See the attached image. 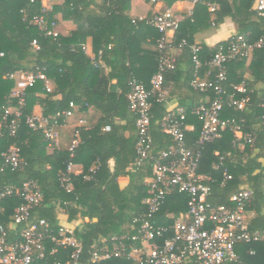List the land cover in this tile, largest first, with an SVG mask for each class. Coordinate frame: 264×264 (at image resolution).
I'll list each match as a JSON object with an SVG mask.
<instances>
[{
  "label": "trees",
  "instance_id": "16d2710c",
  "mask_svg": "<svg viewBox=\"0 0 264 264\" xmlns=\"http://www.w3.org/2000/svg\"><path fill=\"white\" fill-rule=\"evenodd\" d=\"M161 1L171 5L175 0ZM207 1H214L216 8L211 11L205 2L197 3L180 19L171 38L174 68L163 72V88L168 87L169 95L178 97L177 104L186 112L185 123L193 125L191 131H186L189 146L194 145L201 127V121L190 111L213 97L211 89H194L189 84L194 74L189 47L195 43L193 34L230 16L237 26L235 34L245 35L250 42L264 35V18L252 7L255 0ZM129 9L130 0H61L51 7L42 0H0V187L14 189L13 194L0 201V227L6 230L9 240L19 237L25 224L14 223L12 216L15 207L23 202L22 183L33 181L42 198L31 208L30 219L44 218L51 234H56L62 227L58 211L64 210L69 220L78 214L81 217L73 234L82 250L72 264H136L125 256L91 258L92 249L108 244L111 236L134 233L133 219L143 211L142 199L147 195L144 178L151 174L149 160L139 166L134 164L137 129L126 93L131 79L149 87L151 76L158 70L155 45L158 32L148 22L152 15L132 18ZM36 15L43 16L48 29L53 28L57 34L38 29L32 22ZM57 16L72 22L74 28L62 33ZM232 37L213 46L198 43L200 60L205 61L217 49L226 47ZM32 39H37L38 50L32 48ZM182 41L185 44L180 45ZM20 70H41L49 90L43 79L25 89L21 114L12 133L9 127L12 116L6 122L1 120L5 108L17 105L16 99L9 96L15 86V78L9 74ZM246 70L249 78L244 77ZM213 71L203 63L198 74L212 79ZM241 82L246 93L233 91L232 87ZM223 87L233 91L236 98L248 96L242 109L225 105L220 113L222 118L236 119L246 137L236 139L230 128L222 131L218 138L202 147L197 171L208 178L205 183L210 187L207 201L211 205L227 204L236 191L251 189L248 209L252 215L248 225L250 229L264 230V109L260 105L264 98V44L253 48L246 57L226 63ZM151 102V151L156 154L173 141L160 126L167 112L164 103L155 99ZM34 107H39L42 116H56L58 125L65 121L66 110L71 114L75 111L88 114L92 109L95 119L92 121L93 117L88 116L87 124L75 128L73 138L78 142L72 150L58 148L45 137V126L33 127L26 122L27 116L37 115ZM239 143H243L242 148ZM11 144L19 148L22 158L19 170L11 169L2 156ZM219 155L224 157V164L215 167ZM69 164H80L82 169L77 174L71 173L67 169ZM224 167L231 175L226 180ZM63 176L69 178V189L62 182ZM121 176L128 178L123 187L118 181ZM186 201L185 193L168 195L153 221L169 224L171 218L186 210ZM236 251L240 261L224 264H264V241L238 244ZM70 252V247L57 245L48 236L44 239V256L35 258L31 264L65 262Z\"/></svg>",
  "mask_w": 264,
  "mask_h": 264
},
{
  "label": "built area",
  "instance_id": "2783aa9c",
  "mask_svg": "<svg viewBox=\"0 0 264 264\" xmlns=\"http://www.w3.org/2000/svg\"><path fill=\"white\" fill-rule=\"evenodd\" d=\"M186 1L191 5L189 12L197 3L205 2L211 11L217 5L214 1L207 0ZM254 9L264 18V0H255ZM179 21L180 18L170 8L155 12L148 20L158 32L155 39L159 54L158 70L151 76L149 87L131 79L126 93L128 107L135 116L137 129L134 164L139 166L145 160L151 162V174L144 178L147 195L142 199L143 211L133 219L132 235L111 236L108 244L104 243L92 249L93 260L125 256L132 258L136 264H224L226 261H240L236 251L238 244L264 241V230L250 229L248 225L252 215V211L248 209L252 200L251 189L242 188L236 191L230 196L227 204L211 205L207 201L210 187L205 181L208 178L197 171L202 147L218 138L222 131L230 128L236 139L246 137L236 119L222 118L220 114L225 105L242 109L248 101L247 95L236 98L233 92L246 93L243 82L234 85L233 91H227L223 87L226 80V63L231 59L246 57L253 48L260 47L264 44V35L250 42L245 35L234 34L226 47H220L205 61L199 58L200 45L190 44L194 74L189 84L194 89H211L213 97L190 111L201 121L193 146L187 144L188 124L185 123L184 108L179 104L169 107L162 117L160 126L173 142L165 149L152 154L151 99L166 102L167 92L163 88V72L174 68L175 56L171 38L178 28ZM32 22L47 34H57L53 28L48 29L45 18L41 15L33 16ZM51 25L54 26V22H51ZM181 44H185V41ZM31 46L34 50L39 49L37 39H32ZM203 63L214 70L212 79L202 78L198 74ZM206 74L209 75L210 71L208 70ZM9 77L15 78V86L9 96L16 99L17 105L5 108L1 121L6 122L12 116L9 127L14 133L24 103L25 89L33 85L37 79H43L47 90L49 83L41 70H20L10 73ZM260 105L264 109V98ZM70 114L69 110L63 112L66 116ZM26 122L33 127L45 126V137L50 142L56 143L58 138L56 116L30 115L27 116ZM105 129H108L107 125ZM77 142L78 140L73 138L69 149L72 150ZM238 145L243 147V143ZM2 156L11 169L22 168V158L16 144H11ZM223 164L224 157L219 155L215 167ZM70 166L71 164L67 167L68 171ZM222 173L224 180L231 177L227 167L223 168ZM62 182L69 189L68 176H63ZM174 192L187 195L186 210L171 218L172 221L167 225L156 224L153 221L155 214L160 210L165 198ZM13 193L12 186L0 187V201ZM21 195L23 202L15 207L12 218L14 223L23 222L25 226L20 231L19 237L14 240H9L6 230L0 227V264H31L35 258H42L44 239L48 236L57 245L71 248L69 259L65 262L54 261L53 264L75 263L82 245L72 230L60 227L56 234H51L44 218L30 219L31 208L42 198L35 183L30 180L24 181ZM52 251H55V248Z\"/></svg>",
  "mask_w": 264,
  "mask_h": 264
},
{
  "label": "crops",
  "instance_id": "0c3cea01",
  "mask_svg": "<svg viewBox=\"0 0 264 264\" xmlns=\"http://www.w3.org/2000/svg\"><path fill=\"white\" fill-rule=\"evenodd\" d=\"M60 1L61 0H42V3L47 7H51L52 4L58 3ZM190 7L191 5L186 0H175L171 5H166L161 0H156V1L130 0L129 15L132 18H143L146 16H151L155 12L162 10L164 8H170L172 12L181 19L184 14L190 13L189 12ZM252 7H254V5ZM57 18H59L58 29L62 33H67L74 28V24L72 22L67 20H61L60 17L58 16ZM236 32H238V30L235 22L230 18V16H225L220 23L218 24L212 23L210 26L196 31L193 34V41L195 43L213 46L221 41H225L229 39ZM150 46L153 47V44H151ZM105 71H108L107 67L105 68ZM244 77L246 78L250 77V74L247 70L244 72ZM172 83H173L172 80H169V85H172ZM256 86L259 87V84H257ZM165 91L167 92V99L166 102L163 103L166 109H168L169 107L178 103L177 102L178 97L175 95L174 96L169 95L170 91L168 87H165ZM34 112L40 114L39 107H34ZM88 116L90 118L93 117L92 121H94L95 113L92 111V109L88 110V114H81L80 112L75 111L72 114L68 115L65 121H63V123L56 126L58 138L56 143L53 144L58 148H68L74 137L75 128L78 125L87 124L86 118ZM192 129H193V125L188 124L187 131H191ZM108 162L110 165L113 164L112 159H110ZM81 169L82 167L80 164H71L70 166V172L74 174L79 173ZM118 181H119V185L123 187L127 184L128 178L126 176H121L119 177ZM57 217H58V222L62 227L72 231L81 222V217L79 216V214L77 215L76 218L69 220L68 214L62 209L58 211ZM84 219L86 220L87 218Z\"/></svg>",
  "mask_w": 264,
  "mask_h": 264
}]
</instances>
